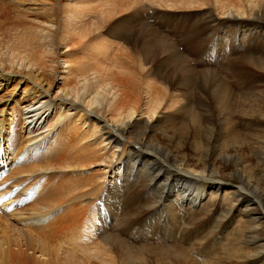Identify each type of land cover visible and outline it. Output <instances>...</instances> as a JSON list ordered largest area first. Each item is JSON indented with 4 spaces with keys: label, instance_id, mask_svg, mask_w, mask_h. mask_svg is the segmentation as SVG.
<instances>
[{
    "label": "bare ground",
    "instance_id": "obj_1",
    "mask_svg": "<svg viewBox=\"0 0 264 264\" xmlns=\"http://www.w3.org/2000/svg\"><path fill=\"white\" fill-rule=\"evenodd\" d=\"M94 1L60 0L45 5L42 0H20L38 6L27 9L34 18L29 20L24 12H18L14 22L4 25L0 20V93L13 85L12 97H0V197L10 196L4 206L15 205L11 211L0 210V222L6 223L1 217L11 219L7 232L15 230L20 235L7 238V248L12 245L21 254L24 250L41 255L44 264H91L92 260H71L62 254L70 248L87 250L75 238L90 241L96 221L109 216L104 202L109 203L113 196L116 202L108 218L115 216L119 228L147 212L163 211L164 219L172 225L168 230L175 239L173 247L185 246L200 258L192 264L214 263L220 250L229 254L224 264L235 260L264 264V183L258 184V175L251 183L237 168L238 156L220 147V141L225 140L227 148L234 150L257 140L258 133L247 135L246 129L236 128L231 113L229 122L218 124L215 137L209 127L201 125L212 123L197 112L202 109L184 107L187 112L180 131L185 134L179 135V141L170 142L167 148L149 145L144 135L155 124L156 108L139 107L143 91L137 92L136 85L117 83L111 69L100 63L106 51L95 40L101 38L99 30L106 13H93L89 5ZM7 2L0 0L3 5ZM215 3L229 9L226 17L236 26L250 24L247 35L252 44L243 51L242 55L248 52L240 62L264 72V48L253 46L264 41V24L253 27L254 16L236 10L239 0ZM93 17L100 19L89 23ZM219 19L211 17L212 26L218 25ZM124 34L125 30L116 35ZM25 84L29 85L25 91L12 92ZM216 85L219 95L228 96L223 86ZM253 94L245 96L252 101ZM222 108L225 112L229 107ZM256 113L264 121L261 110ZM252 116L257 120L254 113ZM138 123L144 124L143 134L135 133ZM190 131L193 141L202 140L192 144ZM187 147L194 155L186 153ZM215 161L235 168L233 174L224 179L215 171ZM96 166L98 171L89 172ZM121 178L123 195L116 188ZM119 201L121 212L117 209ZM245 213L250 214L240 219ZM177 235L182 237V244ZM0 240L5 242V238ZM116 240L118 245L124 243L112 233L101 235L96 243L102 244L97 249L98 263H106V245ZM159 246L158 252L164 253L168 263L185 262L176 248ZM14 256L8 259L9 264H16ZM61 256H66L63 261ZM27 259L29 264H41L33 256Z\"/></svg>",
    "mask_w": 264,
    "mask_h": 264
},
{
    "label": "rangeland",
    "instance_id": "obj_2",
    "mask_svg": "<svg viewBox=\"0 0 264 264\" xmlns=\"http://www.w3.org/2000/svg\"><path fill=\"white\" fill-rule=\"evenodd\" d=\"M5 1H8L5 5L0 3V20L4 25L10 21L14 22L18 12H24L23 14L27 15L29 20L33 19L34 16L30 15L27 9H38V6L22 4L20 0L14 2H12L13 0H3L4 3ZM42 1L45 5H52L60 0ZM114 1L95 0L89 5L94 10L93 13L97 11L102 15L105 12L107 15L102 16L105 20L102 29L99 30L101 38H97L95 42L100 49L106 51L107 54L103 53L106 56L101 57L105 60L100 59V63L102 66L104 65L103 67L111 69L110 73L115 76V81L121 82L122 85H136L137 92L138 90L140 93L143 91L140 95L139 107L156 108L155 124L150 128V132L144 135L146 142L149 145H159L162 148L170 147V142L176 144L180 139L179 135L185 134V131H180L183 130V121L187 112L184 107L202 109L203 112L200 110L197 112L212 119V123H208L209 125L201 123V125L209 127L214 136L218 132V124L224 120L223 123L225 124L229 122L232 113L235 117L233 121L234 124L236 122V128L239 130L241 128L246 129L247 135L255 131L258 133L257 140L251 141L250 144L245 142L244 145L238 146L234 150L232 147L227 148L225 140H221L220 147L224 151L232 153V156H238L240 166L237 168L242 169L241 172L251 183H254V178L258 175L260 178L258 184L261 186L264 183V121L258 119L256 112L261 110L264 115V72L242 66L240 62V59L248 52L246 51L242 55L243 51L248 50L252 44L247 35L249 33L248 27H251L250 24L244 23L242 27L236 26L232 18L226 17L229 9L226 10L223 6L217 5L215 0ZM239 1L241 3L236 6V10L242 9L252 14L256 22L253 27H256L257 24H264V0ZM211 17L212 19L220 18L219 24L212 26ZM27 18L23 20L30 22ZM99 19L93 17L89 23H97ZM240 28L247 30V32H242ZM123 30L126 31V34L118 37L117 35H120ZM263 44L264 41L256 42L253 46L262 50ZM78 48L77 46L74 50L78 51ZM244 62L243 59L242 63ZM216 83L218 86L224 87L228 96L225 94L226 97H224L218 94L219 87ZM12 86H9L8 91L4 92L3 90L4 93L1 92L0 97H3L4 100L12 97L10 96ZM28 88L29 85L25 84L17 89L20 91L14 89L12 92L21 93ZM245 94H253L252 97L254 96L253 99L255 100H249ZM132 104H128V106L131 107ZM222 107L229 108H225L224 112L221 110ZM2 108L0 105V110ZM253 113L257 120L252 116ZM107 121H111L110 118L107 117ZM177 126L179 130L174 128ZM253 128L256 129L253 130ZM165 129L169 130L168 134H164ZM135 133L143 134L144 124H140ZM241 133L243 134V132ZM137 134L135 135L136 140H139L140 137L138 138ZM192 135L193 132L190 131L192 144L202 140L196 138L193 141ZM186 153L194 155L190 147L186 148ZM95 168H90L89 172H96L100 169L97 166ZM234 170L235 168L232 166L225 167L215 161V171L221 173L224 179L232 175ZM118 182L116 188L119 194L123 195L125 193V190L121 189L124 185L123 178ZM78 188L77 190H79ZM144 198H147V194H144ZM115 202L113 196L109 203L104 202L108 217H110V213L113 214L111 205ZM97 203V207H99L101 201ZM117 209L118 212L123 210L120 201L117 202ZM147 213H145L147 216L143 214L144 217L142 215L136 221L122 224V228H119L118 223H115V216L106 217L101 221L97 220L96 225L93 226V231H90V241L82 240L78 236L75 238V242L79 246L88 247L87 250L70 248L62 255L71 256V260H92L91 264H170L165 260L164 253L158 252L157 247L163 244L176 248L180 253L181 261L185 260L183 264H192L200 260L195 252L187 251L185 246L181 247L176 243L175 245L178 247H173L175 239L168 230L172 225L164 219L163 211L152 215ZM249 214H240L239 218L245 220L246 215ZM1 219L6 223L0 222V238H5V242L0 240V251L4 255L0 257V264H9L10 260L8 259L11 258L12 260L14 254L18 252L21 254V251L12 245L7 248V242L13 236L20 235L15 230L12 233L7 232L10 229L7 228L6 224L11 223V219L6 217H1ZM87 223L88 219L83 225ZM103 233H112L124 243L118 245L119 241L116 240L115 244L106 245V263H98L97 249L102 244L97 246L96 243L101 241ZM245 233H248V229ZM86 234H88V230ZM177 238L180 241L182 237L177 235ZM180 243L182 244L181 241ZM108 248L111 250L108 251ZM203 249L206 250L208 247L205 246ZM22 252L20 257L14 256L16 264L17 262L29 264V259H27L29 256L35 257L41 264L45 263V258L41 255H31L30 251L24 250ZM65 257L61 256L62 261ZM228 260V252L220 250L214 263L196 264H224ZM235 261L233 264L253 263L251 261Z\"/></svg>",
    "mask_w": 264,
    "mask_h": 264
}]
</instances>
